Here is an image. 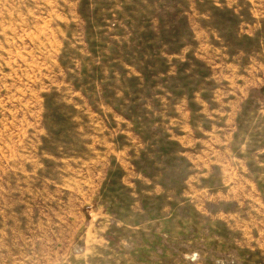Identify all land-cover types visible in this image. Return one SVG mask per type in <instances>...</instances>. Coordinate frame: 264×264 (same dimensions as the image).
Returning a JSON list of instances; mask_svg holds the SVG:
<instances>
[{
	"label": "rangeland",
	"instance_id": "1",
	"mask_svg": "<svg viewBox=\"0 0 264 264\" xmlns=\"http://www.w3.org/2000/svg\"><path fill=\"white\" fill-rule=\"evenodd\" d=\"M0 264H264V0H0Z\"/></svg>",
	"mask_w": 264,
	"mask_h": 264
},
{
	"label": "crops",
	"instance_id": "2",
	"mask_svg": "<svg viewBox=\"0 0 264 264\" xmlns=\"http://www.w3.org/2000/svg\"><path fill=\"white\" fill-rule=\"evenodd\" d=\"M234 128H235V129L238 128V125H236ZM235 129H234V130H235Z\"/></svg>",
	"mask_w": 264,
	"mask_h": 264
}]
</instances>
